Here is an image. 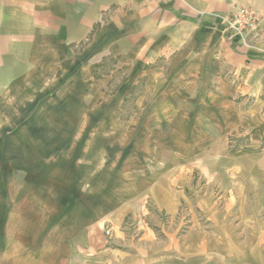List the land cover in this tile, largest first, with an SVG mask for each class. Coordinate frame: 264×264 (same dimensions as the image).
I'll return each mask as SVG.
<instances>
[{
  "label": "crops",
  "instance_id": "0c3cea01",
  "mask_svg": "<svg viewBox=\"0 0 264 264\" xmlns=\"http://www.w3.org/2000/svg\"><path fill=\"white\" fill-rule=\"evenodd\" d=\"M253 1L0 0V264H264V33L220 19Z\"/></svg>",
  "mask_w": 264,
  "mask_h": 264
},
{
  "label": "rangeland",
  "instance_id": "374dc122",
  "mask_svg": "<svg viewBox=\"0 0 264 264\" xmlns=\"http://www.w3.org/2000/svg\"><path fill=\"white\" fill-rule=\"evenodd\" d=\"M251 5H253L255 8H260V6L257 4V3H254L253 2H249ZM262 12H264V8H260ZM259 33H264V25H262L260 31L258 32ZM258 36V35H257ZM251 40V38H249ZM251 44V43H250ZM110 61V60H109ZM110 63V62H109ZM110 66V65H109ZM95 71V70H94ZM93 71V75H96ZM108 68H101L99 71L96 70V72L98 73H103V72H108ZM116 75V77L119 79L120 77H123L124 75H122V73L118 72V73H114ZM113 74V76H115ZM118 83H114L112 84V88L115 90V88L118 86L117 85ZM2 116V115H1ZM48 120H49V123L50 124H58L59 123V117H56V116H53V117H48ZM232 141V139H231ZM241 141H235L236 145L239 144ZM1 152V155H2V152H3V149L0 150ZM4 173V167L0 165V178L2 177ZM0 184H2V181H0ZM1 189L3 191L6 192V187H1L0 188V191ZM191 189V193H192V196H190V198H192L191 200L194 199V195L197 194V195H200V194H203L206 190H208V184L205 182V180H203V178H201L198 174L196 173H193V177H192V186L190 187ZM213 191H214V194H217L218 193V190L216 188H212ZM6 194V193H5ZM2 196H0L1 198ZM6 205V201L5 202H2V200H0V205L3 206ZM187 204H185L184 202L181 203L180 205V208L178 210V213L176 215V218H170L169 216L167 215H163L162 216V224L164 225V228L165 230H167V228L169 227H179V233L182 234L184 233V231L186 230V226L187 224H189V209L187 208L186 206ZM195 209L197 208V206H193ZM142 219V221L144 220V223H147L148 220H146L144 218V216H141L140 220ZM0 221H7V215L6 214H0ZM173 222V223H172ZM150 226V224H149ZM160 227H154V232L157 234V236H162L163 233L162 231L159 229ZM120 230L122 232L125 233V236L129 239H135V238H138L142 232V228L138 227V224L136 221H134L133 219L127 217V219L123 222V224H121V228ZM21 231H23V229H21ZM29 231H31V234L32 236H36V237H39L40 234H45L46 232H49V231H53V230H50V229H47V228H40V226L38 225L37 227H34V228H31L29 229ZM20 235L17 234L16 237H19ZM103 236L107 239V245L109 246H113L114 245V239H115V235L112 233L111 231V228L110 227H106L104 230H103ZM18 240V239H17ZM18 242V241H17ZM21 242V241H20ZM9 246L4 243V244H1V248H8ZM23 248V246L20 245V243H17L16 244V249H19V248ZM31 247L32 251H37L40 246L38 243H35L34 242V239H33V243L29 246ZM59 248V247H58Z\"/></svg>",
  "mask_w": 264,
  "mask_h": 264
},
{
  "label": "built area",
  "instance_id": "2783aa9c",
  "mask_svg": "<svg viewBox=\"0 0 264 264\" xmlns=\"http://www.w3.org/2000/svg\"><path fill=\"white\" fill-rule=\"evenodd\" d=\"M226 38L236 45H251L250 39L257 36L264 25V12L250 3L240 4L220 15Z\"/></svg>",
  "mask_w": 264,
  "mask_h": 264
}]
</instances>
